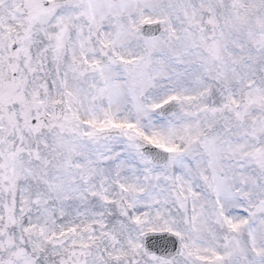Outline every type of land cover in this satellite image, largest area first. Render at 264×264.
Returning <instances> with one entry per match:
<instances>
[{
    "label": "snow or ice",
    "instance_id": "obj_1",
    "mask_svg": "<svg viewBox=\"0 0 264 264\" xmlns=\"http://www.w3.org/2000/svg\"><path fill=\"white\" fill-rule=\"evenodd\" d=\"M0 264H264V0H0Z\"/></svg>",
    "mask_w": 264,
    "mask_h": 264
}]
</instances>
